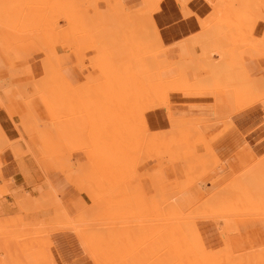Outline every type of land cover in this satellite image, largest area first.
Segmentation results:
<instances>
[{
    "label": "rangeland",
    "instance_id": "obj_1",
    "mask_svg": "<svg viewBox=\"0 0 264 264\" xmlns=\"http://www.w3.org/2000/svg\"><path fill=\"white\" fill-rule=\"evenodd\" d=\"M71 1L73 0H0V36L5 37L7 40H9L10 45H12L13 47L31 41L40 40L41 42L40 54H32V52H27L22 53V55H20V66L21 70H23L24 72L23 78H30L28 80V83L23 85L24 87H19L21 91L18 90V92L20 93H17L15 88H11V90L6 89L7 94H15L23 102H26L29 105L33 103L39 106L40 103H44L46 107L50 109L53 113V119L48 120L44 123L37 122L32 112H30L27 116L21 117L17 121H14V113L10 109V114L8 116L14 121L15 127L19 132V138L14 141H10L8 139V137L5 135L3 129L0 126V264H59L54 251V236L60 232L74 233L78 240H80L79 242H81V245L83 247V258L71 264H180L178 263L179 260L176 258L180 257L179 259H185L186 257L189 259L190 255H194L195 257L196 254H198L197 256L200 257L204 255V260L198 259L199 261H201L200 264H210L211 262H218L219 264V261L223 260V258H220L219 260V256H217L220 250L222 252L225 248L229 247V249L232 248L230 249L231 251L233 250V252L236 253L233 247H230V236L234 233L239 232L237 227V221L241 219L240 217H238L240 215H238V213H235L236 211H238L237 209H239V207L237 206L241 207V204L244 203H241V201H245L243 200V198H240L243 195L238 196L239 193H243L244 195H246L244 193L246 191L242 190L246 185L244 180L248 184V180L252 181V179H254H250V177L253 176L256 178L253 181L257 180L258 182L261 181L262 183H264V180L262 181L261 177L259 178L258 175L256 177L257 173L253 172L256 163H259V160H263V155L257 161H255L250 166V168L248 167L237 175H230V170L224 171L223 173L219 174L221 176V185H224V191L228 190V187L233 191L232 192L229 190L228 193H226L227 191H225L227 195L222 194L223 198L220 199L222 209L219 208L220 206L218 208L219 210L223 211V214L219 212L217 208V204L220 205L219 200H217L215 203L216 208H214L215 206H213L210 209L211 211L207 209L208 212L206 209H204L203 206L199 205L204 201L206 197L208 198V195L210 194V192H212L209 191L212 188L211 181L204 184L202 183L203 179L221 165V163H219L220 161L218 160V158L215 157L216 155L211 147V143L218 136V133H222L225 131L219 129L222 127L221 125L226 126L225 128L222 127L223 129H226L227 127L229 129V126L231 125V122H233V119L236 118V115L240 116L255 108H261L264 111V78L262 76L258 78H253L250 75L247 66L245 65L246 56L248 58V60L246 59L247 62L251 60L258 61L264 59V35L262 37H256L254 35L257 23L260 21L264 22V0H215V2L212 3V13L210 14V16H208L206 19L200 20L201 31L198 34L187 38L186 45L184 43L186 40L176 45V47L180 48V50L182 49L188 51V55L184 53L180 57V60L174 62L169 61L168 64H170V66L176 67L177 69V74L171 78H167L170 74L167 72V70H164L163 63L165 62V60H169L168 58H166V56L171 53V49L173 47H166L163 44L158 28L153 19L154 13L159 9V6L163 0H113L112 7L108 5L109 0H81L82 2L80 0H75L76 2L78 1V4H76L74 1L73 4L71 3ZM120 1H123V3H125L127 9L123 13L126 17L123 16L121 20L118 21L116 20V16L114 15V9L112 8L115 4L120 3ZM125 1L139 2L138 5L133 7L128 6ZM177 1L184 10L185 15L188 16L190 12L187 10V4L191 0ZM93 4L97 5L98 10L102 11L103 9H105L114 15V24L110 22L111 26H108L109 30L107 32L99 31L100 29H95L96 23L94 22V18L96 17V15L92 7ZM128 8H130V11H128ZM131 13L134 15V17H131L136 19L135 26L129 25L131 29L128 26L125 30L127 33H124L125 31L121 32V34H125H122L123 38L120 33H118V37L114 36V33H112V31H121L123 29V23L128 19V14ZM72 19L74 20L73 22ZM73 23H75V25L78 27H75ZM135 28L137 30H135ZM134 30L136 32H134ZM144 35H147L146 39ZM91 36H93L94 42L91 41ZM148 36L150 37L147 38ZM153 36H156V39H160V44L162 46L160 44L158 46L159 50L162 53L161 55H156V53L145 55V52L150 50L148 48L151 47L155 49L154 47H156L154 45L155 41H153ZM69 37L71 39H74L76 43L75 48L77 49L75 50L71 47L70 51L65 52H70L77 55L79 54L78 60L80 61V63L77 64V67L81 71H86L93 66L94 69L91 70L93 72H96L95 76L89 71L86 76L87 81L76 87L70 83L69 79L64 76V74H62L64 79L59 77V75H55L51 66L48 64H44L43 60V56L45 54H49V57H52L53 65L57 68L54 63V58L57 55V49L63 45L68 46L70 48V46L66 43L61 44V39H66ZM147 39H151V42H147ZM110 40H112V45H110L109 48L104 42L109 43ZM93 43L96 46H94ZM116 43L120 49L115 48ZM103 45L105 46L104 48L107 47L106 50L103 48ZM0 46L2 47V45ZM215 50H217V52H219L218 50H220L219 53L222 52V54L216 53ZM77 51H79V53ZM211 51L215 52L212 53ZM80 54H82V57H80ZM203 54L207 56L205 57ZM208 57H210L211 59ZM82 58L83 61L85 60L84 62L81 60ZM206 58H208V60ZM34 61L41 67L43 73L46 74L45 82L44 80L43 82H34L35 79L31 66ZM9 64L10 62L7 60L5 54L0 48V85L5 84L6 81H9L11 79L9 72V67L11 66V64ZM27 64L29 66L30 76L25 71ZM99 65L101 69L98 67ZM210 67H213L214 70L212 68V71L208 70V68L210 69ZM199 69H201V71ZM57 70L59 69L57 68ZM182 71L183 73H181ZM166 73L167 75H165ZM208 73L211 75V77ZM179 75H181L182 78L183 75L184 77L186 76L187 78H185L184 80H192V84L190 81V85L188 84L186 86L185 81L180 78L181 81H184L181 82L182 85L183 83L185 85L182 86L180 84L179 88L181 89V86L185 88L186 86V90H183L182 88V91L180 92L178 86L174 87L173 83L171 84L173 85L174 89L173 87H171L172 85L170 84V87L173 91L169 88L168 85L167 87L169 90H167L166 86H162V84L164 85L166 82L178 79L180 77ZM60 80L61 82H59ZM38 83L40 87H37L39 86ZM140 83H142V85H140ZM145 83H148L149 85L146 84L143 87ZM61 84H63L64 87H62L63 85ZM136 84L139 88H136L134 86ZM174 84L177 85L178 82H174ZM202 86H204V88H202ZM162 87H165L163 92ZM189 87L190 90L188 89ZM36 89H38V91ZM50 89L54 91L48 92V90ZM87 89L89 90L87 91ZM134 89L136 91H134ZM175 89L177 90L174 91ZM0 90L4 91L5 88L4 90L3 88H0ZM85 90L89 92L88 94L86 93L87 95H84V92H86ZM203 90L205 93L202 92V94L201 91ZM224 90L225 92L227 91L226 93H228V95H231L232 98V104L234 108L231 116H215L212 118H205L204 125H202L201 121L195 120L198 118H190L189 121V118H177L172 116V111L170 109L169 93L178 91V93H182L188 98L214 99L215 95L218 92H224ZM42 91L47 92V96L46 93ZM74 91L77 92L75 94L78 97L75 96ZM197 91L201 94H197ZM230 91H232L231 94ZM29 92L31 93L29 94ZM50 92L51 94L52 92H55V100L57 101H54L51 97L54 95L48 94ZM66 92L68 95L70 94L72 96V102L70 100L71 96L69 97L67 94H65ZM90 92L94 94V97L91 96ZM160 92L161 94L164 93V96L159 94ZM95 93L98 95H96ZM153 93L155 95H152L151 97L150 95ZM72 94H74V97ZM194 94H197V96ZM88 95L91 96L90 99ZM127 95L130 96L129 98H131V100L137 99L138 96H145V98H147H138V103L136 102V100L131 101L128 98V102H126ZM132 96L135 98H132ZM75 98V101L77 102L74 101ZM86 98L88 99L86 100ZM68 100L71 103H77L76 105L79 108V111L78 108L75 107L76 105L73 107L74 104L71 105ZM53 101L58 103H53ZM80 101H82L81 103L83 104H81ZM140 101L148 102H146V105H144L145 102L143 104L141 102L140 107H137ZM121 102H124V107H122L123 104ZM133 102L137 103L136 107L134 106L135 104ZM79 103L81 106H78ZM111 104L112 106L115 105L116 108L111 107ZM108 106L109 109L107 108ZM119 106H121L122 108H119ZM148 106L149 109L147 108ZM160 106H165L167 108L171 120V126L175 127V130H173V128L171 127L172 130L170 129V132H150L147 128L144 118L145 113L151 109ZM72 107L74 109H71ZM61 111L64 113H62ZM73 111L77 112L74 114ZM66 112L68 113L65 114ZM230 118L232 121H230ZM186 119H188L187 122ZM199 119L202 120V118ZM263 119L264 116L257 123V125L263 123ZM177 120L180 121L179 126L182 127L183 121L185 122L184 125L188 122L189 123L187 125H190L192 121V123L194 124H191L190 126L185 125L184 127L186 129L180 127V129H182L180 130L178 125H176V123L179 124ZM218 124L219 127H217L219 130L216 129V125ZM213 126L215 128H213ZM176 128H178V131H176ZM199 129L202 133L200 131L198 132ZM220 130H222V132H220ZM173 131H175V133ZM180 132H182L183 134ZM100 139H102L104 143L102 142V140L100 141ZM170 147L171 149H169ZM123 148H125V151L123 150ZM7 149L12 150L14 156H16L15 159L18 162L17 171L19 172V180H17L15 177L6 175L7 165L2 159V154ZM48 149L51 152H49ZM52 151L54 154H52ZM96 152L97 154H95ZM99 152L100 154H98ZM81 153L84 156L81 159H88L90 161H88L89 165H87V167L89 169L87 168V170L91 178L94 179V186H88L86 182H80V179L78 178L76 173L73 172L75 170L62 174L52 166L55 160H65L74 163L77 161L74 159L75 154ZM97 155L100 156L98 157ZM106 157H108L109 160L106 159ZM180 157L181 160L179 159ZM102 158L103 161H101ZM44 161L51 163V165L48 166L49 169L57 171L67 179H71L74 181L77 180L80 185L79 191L89 196L88 203L83 204L84 209L80 211V213L78 212V214L76 215H67L68 211H65V208L63 207L64 212H67L65 216H67L68 218L64 217L65 213L63 212L62 207L55 202V198L50 197V193H46V191L50 192L51 190L49 189V187H47L48 182L46 183V181L48 180V178H44L43 175L45 172V166L43 165ZM109 161L110 163H108ZM113 161L114 163H112ZM153 161L156 163L155 170L151 172L145 169V165ZM178 162L183 165L185 179L183 178V184H180L177 181V178L175 180H172L175 183H178L177 190L173 189L172 186H168L171 183L169 182L171 180L165 179L166 182L163 181L161 177V172L167 167L172 166ZM184 166H186V168ZM246 171L251 174H248ZM110 172H114L115 174ZM116 173H119L121 176L119 174L117 175ZM260 174L261 176L263 175L262 179H264V172ZM238 177L240 180L238 179ZM122 178L124 179L121 180ZM231 178H234L236 180L233 181L234 179L232 180ZM146 179L151 180L150 188H146L144 186L143 181ZM230 179L233 182H231ZM117 181H119V183ZM257 181L255 183L258 185ZM50 182L55 188L51 180ZM185 182L187 183V185ZM230 182L232 185L230 184ZM226 183H229L230 186ZM242 183L244 184V186ZM181 185H183L185 189L181 187ZM95 186H97L98 189ZM165 186L167 187L165 188ZM231 186L232 188H230ZM240 189L242 190V193ZM244 189H246V186ZM55 190L57 191L56 188ZM127 192H129V194ZM182 192L184 194L190 193V196L195 195L198 197L190 198L187 202V206H183L181 205V203H178V198L182 195ZM100 193L104 195L102 196L100 195ZM118 193H120L122 196ZM105 194L110 195H107V197ZM176 196L178 198H176ZM130 197H137V200L131 199ZM238 197L239 199H242L241 201L239 200L241 203L240 205L239 201L238 203L236 202L238 200ZM105 199H107L108 201ZM37 201L40 203H38ZM169 204L171 206H169ZM140 205L146 206V209H141L142 207ZM177 205L181 207H178ZM223 206L226 211H224ZM175 207H178L181 210L179 211V209L177 208V211H175ZM263 207L264 206L262 205V209H264ZM59 208L62 209V214L58 213L60 212V210L58 211ZM137 208L138 210L141 209V212H138ZM212 209H214V211H216L217 209L218 212H215V214ZM158 210H160V213ZM151 212H156V214H159V216H157L155 213L152 214ZM162 212L164 213V215ZM178 212H180L179 217L183 216V218L178 217ZM185 212L187 215L185 214ZM230 213L231 215H229ZM135 214L138 215L136 216ZM234 214L235 216L237 215L236 218L234 217ZM221 215H223L224 217ZM130 216H132L133 218H131ZM172 216L173 218H175L174 221L173 218H171ZM189 216L193 219L196 217L194 219L195 221ZM127 217L129 222H126ZM158 217L160 218V220ZM176 218L180 222L176 221ZM189 218L190 220H188ZM145 219L147 220L145 221ZM181 219L183 220L181 221ZM232 219H234V222L231 221ZM68 221H70L71 223ZM175 222H177V227H181L185 224L184 226H182V229L184 230L187 227V230L185 229L186 231H184L187 232L188 235H191L192 229L195 230L194 228H196L197 231H195L200 236L196 234L195 237L198 236L199 238L196 239L193 237V240H191L190 236V239L189 237L184 238V235L186 233L182 232V234V229L180 231V228L176 229V225L173 224ZM78 223L79 225H77ZM230 224L232 225L230 226ZM233 225L235 228L234 233L232 231L233 229L231 228L233 227ZM172 227H174L175 229ZM176 230L178 231V233H176ZM114 231L117 233H113ZM119 231L120 233H118ZM228 231H230V233ZM173 232L175 235L173 234ZM96 233H98L99 236H97L98 234ZM187 234L185 235L186 237L188 236ZM81 235L82 237L80 238L79 236ZM92 236L94 237L93 239L91 238ZM177 236H179L180 238H178ZM225 236L227 237L224 239ZM89 238L91 240H89ZM185 239H189V241L191 242L190 243L189 241H187L189 242L188 246L186 244V241V243H183ZM194 239L198 240L199 244L201 243L202 249L203 244L205 245L204 247L206 249H204L207 250L206 252L204 250H199L200 252H202V254L204 253L203 255H200V252L197 253L193 251L195 249H197L198 251L199 246L198 244L197 248H195L197 244H194V242H192H196V240ZM226 239H229V243H227ZM192 247H194V249H192ZM176 248H178V250H176ZM262 248H259L258 250L255 249L256 251L251 250L252 252L255 251L253 252L252 255L254 256L252 257H258L257 252H259V256L261 255L260 258L263 259L264 252H262ZM115 249L119 251H116ZM180 250L183 253H181ZM210 250L211 252H215V258L210 257ZM186 251L187 253L190 251L192 253L193 251L196 254H187ZM246 252L248 254L249 251H245L240 254V257H242L241 264L244 261V256L242 254ZM187 255L189 256L187 257ZM249 257H251V254L250 256L245 255V258L249 259ZM3 258L6 261L3 260ZM191 258L192 257H190V259ZM236 259L238 260V258ZM185 261L187 262V259H185ZM223 261L220 263H223ZM261 263L264 264L263 261H261Z\"/></svg>",
    "mask_w": 264,
    "mask_h": 264
},
{
    "label": "crops",
    "instance_id": "obj_2",
    "mask_svg": "<svg viewBox=\"0 0 264 264\" xmlns=\"http://www.w3.org/2000/svg\"><path fill=\"white\" fill-rule=\"evenodd\" d=\"M125 2L128 6L134 7L138 5L139 1ZM214 2L215 0H191L187 4V10L190 12V14L186 16L184 10L177 0L162 1L159 9L154 13L153 19L158 28L163 44L166 47H173L171 49V53L166 56V58L169 59L168 61L180 60V57L184 53L188 55V51L182 49L180 50V48H177L176 45L201 31L200 20L206 19L208 16H210L212 13V3ZM121 6L122 5L120 3H117V5L115 4L112 8L114 9V15L118 21L121 20V18L124 16L123 13L126 11V7L122 6V8ZM92 7L95 11L96 17L94 18V22L96 25L98 24L97 26H103L105 24L109 25L110 22L113 23V14L105 9L102 11L98 10L96 4H93ZM125 26H127L126 21L123 23V27ZM254 35L256 37H262L264 35V22L260 21L257 23ZM104 43L110 48V45H112V40H110L109 43ZM40 45V40L31 41L13 47V51L19 56L22 55V53L27 52H32V54H40ZM0 48L5 54L4 49L1 46ZM115 48L120 49L117 46V43ZM70 50L71 48L65 45L59 47L57 49V55L54 58V63L59 69L58 71L61 72V75L64 74V76L69 79L70 83L76 87L87 81L86 76L89 71L95 76L96 72L91 70L94 69L93 66L86 71H81L77 67V64L80 63L78 60L79 54L77 55L74 53L65 52ZM161 54V52H156V55ZM5 57L7 58L6 54ZM246 59L248 60L247 56L245 57V65L247 66L250 75L253 78H258L260 76L264 78V59L258 61L251 60L248 62ZM168 61L165 60L163 66L168 64ZM26 66L27 67L25 71L29 73L28 64ZM31 66L33 72L37 76L42 74L41 67L36 64L35 61ZM167 66L165 70H167V72L170 74L167 78L175 76L177 74L176 67L170 65ZM9 70L11 79L6 81L5 84L0 85L2 86L0 87L1 89L3 88L4 90L5 88V90L0 93V126L8 139L10 141H14L19 138V132L15 127L14 121H17L19 118L25 117L30 112H32L37 122L44 123L53 119V113L46 107L44 103H40L39 108V106L33 103L29 105L26 102H23L17 95L13 93L8 95L6 89L11 90V88H19L20 86L27 84L28 80L30 79L23 78L24 72L21 70L20 65H11ZM165 75H167V73ZM30 93L31 92H29V94ZM169 100L172 116L177 118H212L215 116H231L233 113L232 98L230 95L222 91L218 92L214 99L188 98L182 93L172 92L169 95ZM10 109L14 113V121L8 116L10 114ZM263 116V109H252L245 114L234 118L229 129L222 133H218V136L211 143V147L221 165L212 173L207 175L203 179L202 183L206 184L212 181V178L214 180L220 173H223L227 170H230L231 174L237 175L250 167L255 161L264 155V123L257 125ZM144 118L146 126L150 132H164L171 129L169 113L165 106L156 107L147 111L144 115ZM83 157L84 156L82 153L75 154L74 159L78 160ZM2 159L7 165L6 175L15 177L17 180H19V172L17 171L18 162L16 161L12 150L7 149L2 154ZM43 165L45 166V172L43 174L44 178H48L52 181L55 188L59 192L63 206L68 211V213L70 215H76L78 212L82 211L84 209L83 204L88 203L89 196L79 191V182L77 180L74 181L67 179L62 175L64 173L60 174L57 171L49 169L48 166L51 165L50 162L44 161ZM155 165L156 163L154 161L150 162L145 165V169L152 172L155 170ZM73 172L76 173L80 179V182H84L77 171ZM161 177L164 182H166L165 179L171 180L169 181L171 183L168 186H172L173 189L178 190L177 183L172 180H175L176 178H184L183 165L178 162L167 167L166 169L162 170ZM143 182L146 188H150V180L146 179ZM88 186L92 185L88 184ZM166 187L167 186H165V188ZM189 194L190 193H185L179 196L178 203H181L183 206H187V202L190 198L198 197L195 195L190 196ZM237 227L239 232L230 236V244L236 253L264 247V218L241 219L237 221ZM54 243L55 256L59 264H71L82 259L84 256L83 247L76 235L72 232H60L56 234L54 236Z\"/></svg>",
    "mask_w": 264,
    "mask_h": 264
},
{
    "label": "bare ground",
    "instance_id": "obj_3",
    "mask_svg": "<svg viewBox=\"0 0 264 264\" xmlns=\"http://www.w3.org/2000/svg\"><path fill=\"white\" fill-rule=\"evenodd\" d=\"M73 1H74L76 4H78V1H77V2H76L75 0H73ZM73 1H71V3L74 4ZM80 1H81V0H80ZM82 1H83V0H82ZM82 1H81V2H82ZM112 1H113V0H109V1H108V2H109L108 5H110V7H112V4H113ZM114 1H116V0H114ZM117 2H119V1H117ZM120 4H121L123 7H127V6L125 5V3H123V1H120ZM116 5H117V4H116ZM124 5H125V6H124ZM122 6H121V7H122ZM123 7H122V8H123ZM126 9H127V8H126ZM126 9H125V10H126ZM121 10H122V9H121ZM128 11H130L129 8H128ZM128 13H129V12H128ZM125 14H126V13H125ZM131 14H132V13H131ZM131 14H128L129 16H128V19L126 20L127 26L123 27V29H122L121 31H119V32H116V31L113 32V31H112V33H114V36L118 37V36H117L118 33L121 34V32H124V31L126 30V28H127L129 25H132V26L134 25V26H135V21H136V19H135V18H132V17H134V15H133V14L131 15ZM131 16H132V17H131ZM124 17H126V16H124ZM132 19H133V21H132ZM73 21H74V20L72 19V22H73ZM137 22H138V21H137ZM73 24L75 25V23H73ZM93 25H94V24H93ZM97 25H98V24H97ZM97 25H95V29H97V30L100 29V30H103V31H105V32H107V31L109 30V29H108V26H111L110 24H109V25H104V26H97ZM138 25H140V24H138ZM138 25H137V26H138ZM75 27H78V26L75 25ZM202 27H203V26H202ZM206 27H207V24H206ZM206 27H205V28H206ZM111 28H112V27H111ZM129 28H130V26H129ZM137 28H138V27H137ZM139 28H140V27H139ZM130 29H131V28H130ZM112 30H113V29H112ZM135 30H137V29L135 28ZM135 30H134V32H136ZM128 31H129V30H128ZM138 31H139V30H138ZM124 33H127V32L125 31ZM124 33H122V34H124ZM122 34H121V36H122ZM124 35H125V34H124ZM126 35H127V34H126ZM131 35H133V34H131ZM134 35H135V34H134ZM147 35H148V34H147ZM147 35H146V36H147ZM135 36H136V35H135ZM144 36H145V35H144ZM144 36H143V37H144ZM146 36H145V39H146ZM119 37H120V36H119ZM130 37H131V36H130ZM143 37H142V38H143ZM149 37H150V36H148L147 38H149ZM122 38H123V36H122ZM127 39H130V38H127ZM153 39H154L153 41H155V44H154V45H155L156 47H154L155 49H153V48H151V47L149 46L150 48H148V49H150V50L147 51V52H145V55H147V54H151V53H156V52H161V51L159 50V46H158V45L160 44V39H156V36H155V37L153 36ZM91 41L94 42L92 36H91ZM121 41H122V40H121ZM145 41H146V40H145ZM148 41L151 42V39H150V40L147 39V42H148ZM186 42H187V40L184 42L185 45L187 44ZM63 43L68 44V45L70 46V48L72 47V48H74L75 50L77 49V48H75V46H76L75 44H76V43H75L74 39H71L70 37H69V38H66V39H61V44H63ZM244 43H245V42H244ZM247 43H248V41H247ZM247 43H246V44H247ZM246 44H244V45H246ZM0 45H2V47L4 48V52H5V54L7 55V58H8V60H9L10 64H11V65H14V66L20 65V56L17 55L16 53H14V51H13V46L10 45L9 40H7L5 37L0 36ZM93 45L96 46L94 43H93ZM151 45H152V44H151ZM160 45H161V44H160ZM242 45H243V42H242ZM73 46H74V47H73ZM147 46H148V45H147ZM152 46H153V45H152ZM161 46H162V45H161ZM169 46H170V45H169ZM214 46H215V45H214ZM104 47H105V46L103 45V48H104ZM212 47H213V46H212ZM230 47H231V46H230ZM106 48H107V47H106ZM106 48H104V49L106 50ZM160 48H162V47H160ZM164 48H165V47H164ZM171 48H172V47H171ZM219 48H220V47H219ZM146 49H147V48H146ZM220 49H221V48H220ZM108 50H109V49H108ZM165 50H166V49H165ZM195 50H196V49H195ZM227 50H228V49H227ZM109 51H110V50H109ZM215 51H216V53H219V52H220V50H218L219 52H217V50H215ZM215 51H214V52H215ZM222 51H223V50H222ZM224 51H225V50H224ZM75 52H76V51H75ZM77 52L79 53V51H77ZM167 52H168V51H167ZM198 52H199V51H198ZM198 52H197V53H198ZM211 52H212V51H211ZM214 52H212V53H214ZM228 52H230V51H228ZM231 52H232V50H231ZM169 54H170V53H169ZM207 54H208V53H207ZM219 54H222V52L219 53ZM231 54H232V53H231ZM81 55H82V54H80V57H82ZM196 55H197V54H196ZM203 55H204V54H203ZM211 55H212V54H211ZM224 55H225V54H224ZM204 56H205V55H204ZM206 56H207V55H206ZM206 56H205V57H206ZM208 56H209V55H208ZM108 57H109V56H108ZM192 57H193V56H192ZM196 57H197V56H196ZM118 58H119V57H118ZM118 58H117V59H118ZM197 58H198V57H197ZM199 58H200V57H199ZM201 58H202V57H201ZM208 58H210V57H208ZM208 58H206V59L208 60ZM84 59H85V58H84ZM122 59H123V58H122ZM210 59H211V58H210ZM210 59H209V60H210ZM43 60H44V64H48V65L51 66V68H52L53 72L55 73V75H59V77H61L62 79H64V78L62 77L61 73L58 72L57 68L53 65V63H52V57H51V56L49 57V54H45V55L43 56ZM81 60L83 61V58H82ZM84 61H85V60H84ZM84 61H83V62H84ZM167 61H168V60H167ZM177 61H178V60H177ZM83 62H82V63H83ZM173 62H174V61H173ZM184 62H185V61H184ZM208 62H209V61H208ZM18 63H19V64H18ZM168 63H169V61H168ZM171 63H172V62H171ZM185 63H186V62H185ZM174 64H175V63H174ZM82 65H83V64H82ZM167 65H170V64H166V65H164V66H163V67H164V70H165V68H166ZM171 65H172V64H171ZM207 65H208V64H207ZM209 65H210V63H209ZM83 66H84V65H83ZM177 66H178V65H177ZM98 67L100 68V65H99ZM167 67H168V66H167ZM198 67H199V66H198ZM178 68H179V67H178ZM205 68H206V67H205ZM211 68L214 70L213 67H210V69L208 68V70H211V71H212ZM100 69H101V68H100ZM179 69H180V68H179ZM199 70L201 71V69H199ZM204 70H205V69H204ZM107 71H108V70H107ZM205 71H206V70H205ZM211 71H210V72H211ZM213 72H214V71H213ZM213 72H212V73H213ZM215 72H216V71H215ZM181 73H183V71H182ZM204 73H205V72H204ZM26 74H27V73H26ZM28 74H29V73H28ZM33 74H34V79H35L34 82H36V81H37V82H38V81H40V82L42 81V82H43V80H44V82H45V76H46V74L43 73V71H42V74H41L40 76H37L34 72H33ZM108 74H109V73H108ZM110 74H111V73H110ZM208 74H209V73H208ZM181 75H182V74H181ZM181 75H179V76H180L179 78L177 77L178 79L171 80V81L167 80V81H169V82H166L164 85L162 84V86H166L167 90H169L168 87H167V85L169 86V88H170L171 90H172L171 87H173V85H174V87H177V86H178V89H179L180 92L182 91V90H181L182 88H183V90H184V89L186 90V88H187L186 86H187L188 84L190 85V81H191V84H192V80H184V79L187 78V77H186V76L184 77V75H185V74H184V75H183V78H182ZM187 75H188V74H187ZM209 75H210V74H209ZM221 75H222V74H221ZM219 76H220V74H219ZM210 77H211V75H210ZM61 78H60V79H61ZM180 78L183 79V80L185 81V84H186L185 88L182 87V86L185 85V84L183 83V85H182L181 82H182L183 80L181 81ZM57 79H58V78H57ZM62 79H61V80H62ZM179 79H180V80H179ZM188 79H190V78H188ZM197 79H198V78H197ZM46 80H47V79H46ZM61 80H60L59 82H61ZM178 80H179L180 82H179ZM142 81H143V80H142ZM154 81H155V80H154ZM184 81H183V82H184ZM188 81H189V83H188ZM174 82H175V83L178 82V84L176 85V84H174ZM186 82H187V83H186ZM193 82H194V81H193ZM217 82H218V81H217ZM102 83H103V82H102ZM143 83H144V82H143ZM162 83H163V82H162ZM171 83H173V85H172ZM234 83H235V82H234ZM238 83H239V82H238ZM36 84H37V83H36ZM146 84H148V83H145V84L143 85V87H144ZM170 84L172 85L171 87H170ZM180 84L182 85V86H181V89L179 88ZM236 84H237V83H236ZM236 84H234V85H236ZM38 85H39V83H38ZM61 85H63V84H61ZM138 85H139V83H138ZM140 85H142V83H140ZM148 85H149V84H148ZM199 85H200V84H199ZM199 85H198V86H199ZM203 85H204V84H203ZM46 86H47V84H46ZM98 86H99V85H98ZM134 86H135L136 88L138 87L137 84L134 85ZM150 86H151V85H150ZM194 86H195V85H194ZM204 86H205V85H204ZM204 86H202V88H204ZM15 87H16V86H15ZM22 87H24V86H22ZM25 87H26V86H25ZM34 87H35V86H34ZM37 87H40V85L37 86ZM62 87H64V85H63ZM109 87H110V86H109ZM174 87H173V89H174ZM192 87H193V85H192ZM205 87H206V86H205ZM231 87H233V86H231ZM27 88H28V87H27ZM35 88H36V87H35ZM43 88H44V85H43ZM45 88H46V87H45ZM78 88H79V87H78ZM95 88H97V87H95ZM112 88H113V87H112ZM112 88H111V89H112ZM126 88H127V87H126ZM132 88H133V86H132ZM136 88H135V89H136ZM138 88H139V87H138ZM162 88H163V87H162ZM162 88H160V89H162ZM164 88H165V87H164ZM164 88H163L162 92L164 91ZM200 88H201V86H200ZM206 88H207V87H206ZM225 88H226V87H225ZM229 88H230V87H229ZM237 88H238V87H237ZM252 88H253V87H252ZM17 89H18L19 91H21V89L17 87V88H16V91H17V92H18ZM41 89H42V88H41ZM46 89H47V88H46ZM48 89H49V88H48ZM64 89H65V88H64ZM121 89H122V88H121ZM135 89H134V91L137 90V89H136V90H135ZM188 89L190 90V87H189ZM232 89H234V88H232ZM25 90H26V89H25ZM36 90L38 91V89H36ZM88 90H89V89H87V91H88ZM93 90H94V89H93ZM115 90H116V89H115ZM138 90H139V89H138ZM140 90H141V89H140ZM176 90H177V89H175L174 91H176ZM189 90H187V91H189ZM194 90H195V89H194ZM197 90H198V89H197ZM225 90H226V89H225ZM225 90H224V92H225ZM228 90H230V89H228ZM235 90H238V89H235ZM239 90H240V89H239ZM251 90H252V89H251ZM0 91H1V90H0ZM39 91H40V89H39ZM46 91H47V90H46ZM49 91H54V90H51V89H50V90H48V92H49ZM69 91H70V90H69ZM69 91H68V92H69ZM85 91H86V90H85ZM87 91L84 92V95H87V94L89 93V92H87ZM131 91H132V90H131ZM172 91H173V90H172ZM172 91H171V92H172ZM192 91H193V90H192ZM195 91H196V90H195ZM195 91H194V93H195ZM198 91H199V90H198ZM198 91H197V92H198ZM252 91H253V90H252ZM1 92H3V91H1ZM1 92H0V93H1ZM42 92H45V91H42ZM70 92H71V91H70ZM70 92H69V93H70ZM146 92H148V91H146ZM146 92H145V93H146ZM166 92H167V91H166ZM177 92H178V91H177ZM202 92H204V90L201 91V93H202ZM226 92H227V91H226ZM226 92H225V93H226ZM231 92H232V91H230V94H231ZM18 93H20V92H18ZM21 93H22V92H21ZM45 93H46V96H47V92H45ZM54 93H55V92H54ZM54 93L52 92V94H51V92H50V93H48V94H50V95H54V96H51V97L53 98L54 101H57V100H55V99H56V98H55L56 95H55ZM72 93H73V92H72ZM75 93H77V92L74 91V94H75ZM86 93H87V94H86ZM149 93H150V92H149ZM156 93H158V92H156ZM199 93H200V92H198L197 94H199ZM201 93H200V94H201ZM204 93H205V92H204ZM242 93H243V92H242ZM65 94H67V92H66ZM70 94H71V93H70ZM70 94H69V95L67 94V95L70 97V96H71ZM74 94H72L73 97H74ZM90 94H91V96L94 95V94H92L91 92H90ZM95 94H96V93H95ZM115 94H116V93H115ZM159 94H161V92H160ZM163 94H164V93H163ZM163 94H161V95H163ZM165 94H168V93H165ZM169 94H170V93H169ZM191 94H193V93H191ZM197 94H194V95L197 96ZM202 94H203V93H202ZM227 94H228V93H227ZM1 95H2V94H1ZM33 95H34V94H33ZM96 95H98V94H96ZM149 95H150V94H149ZM152 95H155V94L153 93V94H151L150 96L152 97ZM243 95H244V94H243ZM68 96H67V97H68ZM75 96L78 97L76 94H75ZM79 96H80V95H79ZM88 96H89V99H90L91 96H90V95H88ZM88 96H85V97H88ZM150 96H149V97H150ZM163 96H164V95H163ZM167 96H168V95H167ZM230 96H231V95H230ZM234 96H235V95H234ZM48 97H50V96H48ZM83 97H84V96H83ZM93 97H94V96H93ZM129 97H130V96L127 95V99H126L127 101H126V102H128V98H129ZM151 97H150V98H151ZM193 97H194V96H193ZM240 97H241V96H240ZM4 98H5V97H4ZM23 98H24V97H23ZM132 98H135V97L132 96ZM138 98H139V99H141V98L143 99V98H145V96H138L137 99H138ZM146 98H147V97H146ZM146 98H145V99H146ZM238 98H239V97H238ZM87 99H88V98H86V100H87ZM97 99H99V98H97ZM129 99L131 100V98H129ZM137 99H132L131 101H133V100L135 101V100H136V102H137ZM155 99H156V98H155ZM160 99H161V98H160ZM70 100H71V102H72V100H73V99H72V96L70 97ZM75 100H76V98L74 99V101H75ZM78 100H79V98H78ZM102 100H103V99H102ZM117 100H120V99H117ZM130 100H129V101H130ZM147 100H148V99H147ZM153 100H154V99H153ZM167 100H168V99H167ZM167 100H166V101H167ZM54 101H53V103H56V104L58 103V102H54ZM68 101H69V100H68ZM124 101H125V100H124ZM150 101H151V100H150ZM71 102L69 101V103H71ZM75 102H77V101H75ZM81 102H82V101H80V103H81ZM141 102H142V104H143L145 101H144V102H143V101H140L139 104H138L139 106L137 105V107H140ZM146 102H148V101H146ZM146 102L144 103V105H146ZM69 103H68V104H69ZM80 103L78 104V106L80 105ZM98 103H99V102H98ZM121 103L123 104L124 102H121ZM133 103L135 104L134 106L136 107V104H137L138 102H137V103L133 102ZM151 103H152V102H151ZM163 103H164V102H163ZM232 103H233V102H232ZM56 104H55V105H56ZM73 104H74V102L71 103V105H73ZM76 104H77V103H75V104L73 105V107H74ZM81 104H83V103H81ZM116 104H117V103H116ZM119 104H120V103H119ZM131 104H132V103H131ZM53 105H54V104H53ZM58 105H59V104H58ZM69 105H70V104H69ZM101 105H102V104H101ZM117 105H118V104H117ZM80 106H81V105H80ZM128 106H129V104H128ZM128 106H125V107H128ZM155 106H156V105H155ZM73 107H72L71 109H74ZM75 107H77V105H76ZM101 107H102V106H101ZM103 107H104V106H103ZM111 107H115V105L112 106V104H111ZM120 107H121V106H119V108H120ZM122 107H124V104H123ZM122 107H121V108H122ZM152 107H153V106H152ZM54 108H55V107H54ZM77 108H78V107H77ZM107 108L109 109V106H108ZM115 108H116V107H115ZM147 108L149 109V106H148ZM233 108H234V107H233ZM55 109H56V108H55ZM71 109H70V110H71ZM75 109H76V108H75ZM112 109H113V108H112ZM141 109H142V108H141ZM150 109H151V108H150ZM70 110H69V111H70ZM71 111H72V110H71ZM78 111H79V108H78ZM132 111H133V110H132ZM135 111H136V110H135ZM135 111H134V112H135ZM146 111H147V110H146ZM61 112H62V111H61ZM61 112H60V113H61ZM73 112H74V114H75L77 111H76V112L73 111ZM62 113H64V112H62ZM67 113H68V112H66L65 114H67ZM116 113H117V112H116ZM70 114H72V113H70ZM70 114H69V115H70ZM131 115H132V114H131ZM237 116H238V115H236V117H237ZM134 117H136V116H134ZM234 117H235V116H234ZM129 118H130V117H129ZM132 119H133V118H132ZM222 119H223V118H222ZM232 119H233V118H232ZM29 120H30V119H29ZM142 120H143V119H142ZM142 120H141V121H142ZM182 120H185V119H182ZM191 120H193V119H191ZM195 120H199V121H201V122H202V125H204V120H205V118H202L203 121L200 120L199 118H198V119H195ZM218 120H219V119H218ZM233 120H234V119H233ZM170 121H171V120H170ZM177 121H178V123L180 122L179 120H177ZM187 121H188V119H186V122H187ZM189 121H190V118H189ZM224 121H225V120H224ZM226 121H227V120H226ZM230 121H232L231 118H230ZM230 121H229V122H230ZM32 122H33V121H32ZM192 122H193V121H192ZM192 122L190 123V125H191V124H192V125L194 124V123H192ZM195 122H197V121H195ZM262 122L264 123V119H263ZM174 123H175V121H174ZM184 123H185V122L183 121V127H182V126H179L180 123H179V124L176 123V125H178L179 129H180V127H182L183 129H186L184 126L187 125L189 122L186 123L185 125H184ZM207 123H209V122H207ZM260 123H261V122H260ZM181 124H182V122H181ZM195 124H196V123H195ZM214 124H215V122H214ZM223 124H225V123H223ZM231 124H232V122H231ZM261 124H262V123H261ZM176 125H174V126H176ZM190 125H187V126H190ZM199 125H200V124H199ZM206 125H207V124H206ZM209 125H210V124H209ZM102 126H103V124H102ZM214 126H215V125H214ZM214 126H213V128H215ZM217 126L219 127V124L216 125V127H217ZM221 126L224 127V128L226 127L225 125H224V126L221 125ZM171 127H172V126H171ZM193 127H194V126H193ZM218 127H217L216 129H218ZM222 127L219 128V129H222V130H225V131H226V129H228V127H227L226 129H223ZM229 127H230V126H229ZM172 128H173V130H175V127H172ZM189 128H190V127H189ZM199 128H200V127H199ZM201 128H202V127H201ZM204 128H205V127H204ZM207 128H208V127H207ZM213 128H212V129H213ZM38 129H39V128H38ZM177 129H178V128H176V131H178ZM193 129H194V128H193ZM195 129H197V128H195ZM219 129H218V130H219ZM39 130H40V129H39ZM41 130H42V129H41ZM136 130H137V129H136ZM141 130H142V129H141ZM171 130H172V129H171ZM180 130H182V129H180ZM222 130H220V132H222ZM189 131H190V130H189ZM199 131H200V129L198 130V132H199ZM216 131H217V130H216ZM167 132H170V130L167 131ZM167 132H166V133H167ZM173 132L175 133V131H173ZM200 132H201V131H200ZM207 132H208V130H207ZM55 133H56V132H55ZM174 133H173V134H174ZM180 133H182V132H180ZM201 133H202V132H201ZM151 134H152V133H151ZM173 134H172V135H173ZM182 134H183V133H182ZM194 134H195V133H194ZM196 134H197V133H196ZM54 135H55V134H54ZM165 135H167V134H165ZM165 135H164V136H165ZM170 135H171V134H170ZM47 136H48V135H47ZM50 136H51V135H50ZM50 136H49V137H50ZM58 136H59V135H58ZM168 136H169V135H168ZM173 136H174V135H173ZM177 136H178V135H177ZM33 137H34V136H33ZM39 137H40V135H39ZM56 137H57V136H56ZM59 137H60V136H59ZM145 137H146V136H145ZM166 137H167V136H166ZM43 138H44V137H43ZM187 138H188V137H187ZM48 139H49V138H48ZM98 139H99V138H98ZM102 139H103V138H102ZM102 139H100V141H101ZM45 140H46V139H45ZM138 140H139V139H138ZM166 140H167V139H166ZM189 140H190V139H189ZM263 140H264V138H263ZM49 141H50V140H49ZM51 141H52V140H51ZM94 141H95V139H94ZM114 141H115V140H114ZM102 142H103V140H102ZM45 143H47V142H45ZM103 143H104V142H103ZM163 143H164V142H163ZM175 143H176V142H175ZM201 143H202V142H201ZM115 144H116V143H115ZM100 146H101V145H100ZM109 146H112V145H109ZM137 146H138V145H137ZM157 146H158V145H157ZM101 147H102V146H101ZM117 147H118V146H117ZM185 147H186V146H185ZM105 148H106V147H105ZM110 148H111V147H110ZM110 148H109V149H110ZM112 148H113V147H112ZM131 148H132V147H131ZM135 148H136V147H135ZM51 149H52V148H51ZM96 149H97V148H96ZM98 149H99V148H98ZM109 149H108V150H109ZM124 149H125V148H123V150H124ZM169 149H171V147H170ZM48 150H49V149H48ZM100 150H101V149H100ZM128 150H129V149H128ZM102 151H103V150H102ZM124 151H125V150H124ZM140 151H141V150H140ZM204 151H205V149H204ZM209 151H210V150H209ZM49 152H51V151L49 150ZM49 152H48V153H49ZM213 152H214V151H213ZM93 153H94V152H93ZM93 153H92V154H93ZM101 153H102V152H101ZM129 153H131V152H129ZM52 154H54L53 151H52ZM95 154H97V152H96ZM98 154H100V152H99ZM212 154H213V153H212ZM104 155H105V154H104ZM108 155H109V154H108ZM117 155H118V154H117ZM131 155H132V154H131ZM143 155H144V154H143ZM93 156H94V155H93ZM95 156H96V155H95ZM97 156H98V155H97ZM99 156H100V155H99ZM99 156H98V157H99ZM14 157L16 158V156H14ZM101 157H102V155H101ZM181 157H182V156H181ZM181 157L179 158L180 160H181ZM215 157H216V156H215ZM96 158H97V157H96ZM124 158H125V157H124ZM129 158H130V157H129ZM129 158H128V160H129ZM131 158H132V157H131ZM175 158H176V157H175ZM210 158H211V157H210ZM89 159H90V158H89ZM91 159H92V158H91ZM106 159H108V157H106ZM118 159H119V158H118ZM262 159H263V160H259V163H256V166L254 167L255 169H254L253 172H256V173H257V174H256V177H257V175H258V177H259V178L261 177V180L263 181V180H264V179H262V176H263V175L261 176V174H260V173L264 172V158H262ZM96 160H97V159H96ZM108 160H109V159H108ZM110 160H111V159H110ZM119 160H120V159H119ZM126 160H127V158H126ZM160 160H161V159H160ZM172 160H173V158H172ZM88 161H89L88 159H81V158L78 159V160H77L76 162H74V163H72V162H68V161H65V160H60V161H59V160H55V161H54V164H53L52 166H53L57 171H59L60 173H67V172H70V171L75 170V171H77V172L79 173V175L82 177V179H83L84 182H86V183H88V184H92V186H94V184H93V180H94V179L91 178V176H90V174H89V172H88V170H87V168H88L87 165H89V162H90V161H89V162H88ZM101 161H103V158H102ZM111 161H112V160H111ZM115 161H116V160H115ZM162 161H163V160H162ZM260 161H261V162H260ZM97 162H98V161H97ZM127 162H128V161H127ZM170 162H171V159H170ZM172 162H173V161H172ZM176 162H177V160H176ZM218 162H219V161H218ZM105 163H106V161H105ZM108 163H110V161H109ZM112 163H114V161H113ZM219 163H220V162H219ZM115 164H117V163H115ZM217 164H218V163H217ZM96 165H97V163H96ZM130 165H131V164H130ZM206 165H207V164H206ZM254 165H255V164H254ZM100 166H101V165H100ZM103 166H104V165H103ZM103 166H102V167H103ZM111 166H112V164H111ZM118 166H120V165H118ZM118 166H117V167H118ZM121 166H122V165H121ZM124 166H125V165H124ZM136 166H137V165H136ZM214 166H215V165H214ZM106 167H108V166H106ZM158 167H159V166H158ZM184 167L186 168V166H184ZM98 168H99V167H98ZM109 168H110V167H109ZM119 168H121V167H119ZM163 168H164V167H163ZM194 168H196V167H194ZM249 168H250V167H249ZM88 169H89V168H88ZM187 169H188V168H187ZM191 169H192V167H191ZM206 169H207V168H206ZM110 170H112V169H110ZM120 170H121V169H120ZM113 171H114V170H113ZM117 171H119V170H117ZM189 171H192V170H189ZM195 171H196V170H195ZM247 171H248V170H247ZM247 171H246V172H247ZM251 171H252V170H251ZM122 172H124V171H122ZM222 172H223V171H222ZM253 172H252V173H253ZM110 173L115 174L114 172H110ZM142 173H143V172H142ZM195 173H196V172H195ZM247 173H248V174H251V173H249V172H247ZM116 174H117V173H116ZM118 174H119V173H118ZM118 174H117V175H118ZM220 174H221V173H220ZM224 174H225V173H224ZM242 174H243V173H242ZM253 174H254V173H253ZM119 175H120V174H119ZM187 175H188V174H187ZM222 175H223V174H222ZM230 175H231V173H230ZM245 175H246V174H245ZM259 175H260V176H259ZM105 176H106V175H105ZM120 176H121V175H120ZM185 176H186V175H185ZM228 176H229V175H228ZM249 176H250V175H249ZM111 177H112V176H111ZM239 177H240V175H239ZM239 177H238V179H239ZM241 177H243V176H241ZM105 178H106V177H105ZM222 178H224V177H222ZM225 178H226V176H225ZM236 178H237V177H236ZM252 178H254V179H252ZM123 179H124V178H122L121 180H123ZM184 179H185V178H184ZM231 179L233 180L234 178H231ZM231 179H230V180H231ZM243 179H244V178H243ZM243 179H242V180H243ZM250 179H252V181H249V180H248V184H247V182L244 180V182H245V184H246V185H245V186H246V189H244L245 186H244V184L242 183L243 186H244V188H243L242 190H245V191H246V192L243 191L246 195H244V194L242 193V190H241V189H240V190H241V193H242V194H240V193L238 192V193H239L238 196L243 195L244 197L241 196L240 198H243V200H245V201H241L242 199H239V197H238V200L236 201L237 203H238L239 200L241 201V203L244 202V203L241 204L240 201H239V205L241 204V207H240V206H237V207H239V209H237L238 211H236V213H235V214L238 213V215H240V216H238V217H240V219L248 218V217H264V209H262V205L264 206V183H262L261 181H260V182H261V183H260V182H258V181L256 180L257 183H258V185H257V184L255 183L256 181H253V180L256 179L255 177L252 176V177H250ZM257 179H258V178H257ZM110 180H111V179H110ZM225 180H226V179H225ZM230 180H229V181H230ZM232 180H231V182L235 181L236 179H234L233 181H232ZM239 180H240V179H239ZM246 180H247V179H246ZM45 181H46V180H45ZM114 181H115V180H114ZM150 181H151V180H150ZM155 181H156V180H155ZM177 181H178L180 184H183V182H184L183 179H180V178H177ZM182 181H183V182H182ZM187 181H188V180H187ZM47 182H48V185H49V186L47 185V187H49V189H50L51 191H50V192L46 191V193H50V195H51L50 197L56 199L55 202L58 203V204L62 207L63 212H64V208H63L64 206H63V202L61 201V197H60L59 192L55 190V188L52 186V184H51V182H50L49 179L46 181V183H47ZM110 182H111V181H110ZM117 182L119 183V181H117ZM181 182H182V183H181ZM223 182H224V181H223ZM225 182H226V181H225ZM231 182H230V184H231ZM249 182H250V184H249ZM251 182H252V183L254 182L255 184L253 183V184H254V185H253ZM263 182H264V181H263ZM46 183H45V184H46ZM96 183H97V182H96ZM118 183H117V184H118ZM185 183H186V182H185ZM185 183H184V184H185ZM198 183H199V182H198ZM234 183H235V182H234ZM234 183H233V185H234ZM239 183H240V182H239ZM97 184H98V183H97ZM177 184H178V183H177ZM212 184H214V185H212ZM226 184L228 185L229 183H226ZM230 184H229V186H230ZM237 184H238V182H237ZM118 185H119V184H118ZM121 185H122V184H121ZM186 185H187V183H186ZM188 185H189V184H188ZM222 185H223V184H222ZM222 185H221V176H220V175H219L218 178L216 177V179H214V181H213V178H212V181H211V187H212V188L209 190V191H212V192H210V194L208 195V198L206 197L202 203L199 202V203H200L199 205L203 206L204 209H206V210H207V209L210 210L213 206H215L214 208H216L215 203H216L217 200L220 201V199L223 198V195H222V194H226V193H228L229 190L232 191L231 189H229L228 186H226V187H228V190H225V191H227V192L225 193V191H224V189H223V188H224V185H223V186H222ZM231 185H232V184H231ZM97 186H98V185H97ZM97 186H95V187L97 188ZM236 186H237V185H236ZM251 186H252V187H251ZM253 186H255V187H253ZM181 187L184 188L183 185H181ZM226 187H225V188H226ZM233 187H234V186H233ZM240 187H241V186H240ZM111 188H112V187H111ZM117 188H119V187H117ZM120 188H121V187H120ZM230 188H232V186H231ZM241 188H242V187H241ZM97 189H98V188H97ZM100 189H102V188H100ZM100 189H99V190H100ZM121 189H122V188H121ZM136 189H137V188H136ZM181 189H182V188H181ZM184 189H185V188H184ZM222 189H223L224 192L222 191ZM226 189H227V188H226ZM112 190H113V189H112ZM238 190H239V188H238ZM254 190H256V191H254ZM101 191H103V190H101ZM101 191H100V192H101ZM121 191H122V190H121ZM221 191H222L223 193H222ZM118 192H119V191H118ZM232 192H233V191H232ZM236 192H237V191H236ZM236 192H234V193H236ZM14 193H15V192H14ZM125 193H126V192H125ZM127 193L129 194V192H127ZM230 193H231V192H230ZM253 193H254V194H253ZM118 194L121 195L120 193H118ZM118 194H117V195H118ZM156 194H157V193H156ZM159 194H160V192H159ZM182 194H184V193L182 192ZM47 195H49V194H47ZM100 195H102V194L100 193ZM103 195H104V194H103ZM103 195H102V196H103ZM105 195L107 196V195H110V194H105ZM126 195H127V194H126ZM226 195H227V194H226ZM233 195H234V194H233ZM106 196H105V197H106ZM121 196H122V195H121ZM128 196H129V195H128ZM130 196H132V195H130ZM135 196H136V195H135ZM177 196H178V195H177ZM177 196H176V198H178ZM107 197H108V196H107ZM109 197H110V196H109ZM156 197H157V195H156ZM158 197H159V196H158ZM224 197H225V196H224ZM231 197H232V196H231ZM245 197H246V198H245ZM110 198H111V197H110ZM130 198H131V197H130ZM136 198H137V197H136ZM136 198L133 197V198H131V199H135V200H137ZM140 198H141V197H140ZM147 198H148V197H147ZM233 198H234V196H233ZM131 199H130V201H131ZM145 199H146V198H145ZM174 199H175V197H174ZM227 199H228V198H227ZM257 199H258V201H257ZM53 200H54V199H53ZM105 200H107V199H105ZM142 200H144V199H142ZM177 200H178V199H177ZM223 200H224V199H223ZM255 200H256V201H255ZM107 201H108V200H107ZM119 201H120V200H119ZM119 201H118V202H119ZM122 201H123V200H122ZM174 201H176V200H174ZM22 202H23V201H22ZM37 202H38V201H37ZM50 202H51V201H50ZM53 202H54V201H53ZM113 202H114V201H113ZM148 202H149V201H148ZM223 202H224V201H223ZM38 203H40V202H38ZM56 203H54V204H56ZM100 203H101V202H100ZM139 203H140V202H139ZM141 203H142V202H141ZM224 203H225V202H224ZM42 204H43V203H42ZM47 204H48V203H47ZM58 204H57V205H58ZM142 204H143V203H142ZM145 204H146V203H145ZM176 204H177V203H176ZM230 204H231V203H230ZM244 204H245V205H244ZM96 205H97V204H96ZM112 205H113V204H112ZM121 205H122V204H121ZM131 205H132V204H131ZM134 205H135V204H134ZM148 205H150V204H148ZM148 205H147V206H148ZM153 205H154V204H153ZM158 205H159V204H158ZM164 205H165V204H164ZM199 205H198V206H199ZM217 205H218L217 208H218L219 206H220L219 208H221V207H222L221 201H220V205H219V204H217ZM235 205H236V203H235ZM237 205H238V204H237ZM41 206H42V205H41ZM44 206H45V205H44ZM46 206H47V205H46ZM49 206H50V205H49ZM101 206H102V205H101ZM124 206H125V204H124ZM126 206H127V205H126ZM140 206H141V205H140ZM162 206H163V205H162ZM167 206H168V205H167ZM169 206H171V205L169 204ZM177 206H178V205H177ZM47 207H48V206H47ZM97 207H98V206H97ZM122 207H123V206H122ZM138 207H139V206H138ZM141 207H142L141 209H143V210H144V208L146 209V206H143V205H142ZM178 207H181V206H178ZM178 207H175V208H176L175 211H177V208H178ZM228 207H229V206H228ZM50 208H51V207H50ZM112 208H113V207H112ZM135 208H136V207H135ZM196 208H197V207H196ZM196 208H195V209H196ZM219 208H218V211L222 213L223 211L219 210ZM226 208H227V207H226ZM263 208H264V207H263ZM39 209H40V208H39ZM62 209L59 208L58 211L60 210V212H58V213L62 214ZM90 209H91V208H90ZM122 209H123V208H122ZM126 209H127V208H126ZM129 209H130V208H129ZM141 209H140V210H141ZM157 209H158V208H157ZM161 209H162V208H161ZM161 209H160V210H161ZM178 209H179V208H178ZM221 209H222V208H221ZM223 209H224V206H223ZM230 209H231V208H230ZM230 209H229V211H230ZM32 210H33V209H32ZM123 210H124V209H123ZM137 210H138V208H137ZM140 210H138V212H139ZM154 210H155V209H154ZM160 210H158L159 213H160ZM180 210H181V209H179V211H180ZM192 210H193V209H192ZM192 210H191V211H192ZM208 210H207V212H208ZM212 210L214 211V209H212ZM65 211H66V209H65ZM128 211H129V210H128ZM131 211H132V210H131ZM150 211H152V210H150ZM167 211H168V210H167ZM199 211H200V210H199ZM210 211H211V210H210ZM210 211H209V212H210ZM218 211H217V209H216V211H214V213H215V212H218ZM224 211H226V210L224 209ZM233 211H234V209H233ZM55 212H56V209H55ZM89 212H90V211H89ZM114 212H115V211H114ZM140 212H141V211H140ZM165 212H166V211H165ZM168 212H169V211H168ZM168 212H167V214H168ZM64 213H65V212H64ZM66 213H67V212H66ZM66 213L64 214V217L68 218L67 216H65ZM79 213H80V212H79ZM87 213H88V212H87ZM96 213H97V212H96ZM145 213H146V212H145ZM151 213H152V212H151ZM153 213L156 214V212H153ZM153 213H152V214H153ZM162 213H163V212H162ZM179 213H180V212H178V217H179ZM183 213H184V212H183ZM131 214H132V213H131ZM133 214H134V213H133ZM155 214H154V215H155ZM172 214H173V213H172ZM176 214H177V213H176ZM185 214H186V212H185ZM194 214H195V213H194ZM215 214H216V213H215ZM222 214H223V213H222ZM226 214H228V213H226ZM235 214H234V217L236 218L237 215L235 216ZM242 214H243V215H242ZM67 215H69V213H67ZM135 215H136V214H135ZM137 215H138V214H137ZM137 215H136V216H137ZM156 215L159 216V214H156ZM163 215H164V213H163ZM186 215H187V214H186ZM192 215H193V213H192ZM200 215H201V214H200ZM203 215H204V214H203ZM229 215H231V213H230ZM61 216H62V215H61ZM118 216H119V215H118ZM126 216H127V215H126ZM149 216H150V215H149ZM174 216H175V215H174ZM204 216H205V215H204ZM215 216H217V215H215ZM221 216H223V215H221ZM232 216H233V215H232ZM69 217H70V216H69ZM115 217H116V216H115ZM130 217L133 218L132 216H130ZM130 217H129V218H130ZM189 217H190V216H189ZM197 217H198V216H197ZM223 217H224V216H223ZM66 218H64V219H66ZM118 218H119V217H118ZM122 218H123V217H122ZM135 218H136V217H135ZM135 218H134V219H135ZM158 218H159V217H158ZM158 218H157V219H158ZM171 218H173V216H172ZM179 218H183V216H181V217H179ZM190 218L193 219L192 217H190ZM190 218H189L188 220H190ZM195 218H196V217H195ZM195 218H194V219H195ZM214 218H215V217H214ZM7 219H8V218H7ZM60 219H61V218H60ZM98 219H99V218H98ZM119 219H120V218H119ZM136 219H137V218H136ZM167 219H168V218H167ZM174 219H175V218H173V221H174ZM176 219H177V218H176ZM186 219H187V218H186ZM194 219H193V220H194ZM221 219H223V218H221ZM221 219H220V220H221ZM20 220H21V219H20ZM57 220H58V219H57ZM67 220H68V219H67ZM69 220H70V219H69ZM142 220H143V219H142ZM142 220H141V221H142ZM146 220H147V219H145V221H146ZM159 220H160V218H159ZM170 220H171V219H170ZM179 220H180V219H179ZM182 220H183V219H181V221H182ZM184 220H185V219H184ZM233 220H234V219H232L231 221H233ZM79 221H80V220H79ZM81 221H82V220H81ZM92 221H93V218H92ZM132 221H133V219H132ZM139 221H140V220H139ZM176 221H178V219H177ZM185 221H186V220H185ZM194 221H195V220H194ZM226 221H227V220H226ZM226 221H225V222H226ZM229 221H230V220H229ZM231 221H230V222H231ZM54 222H55V221H54ZM68 222H70V221H68ZM122 222H123V220H122ZM122 222H121V223H122ZM126 222H129V221H128V217H127ZM171 222H172V221H171ZM178 222H180V221H178ZM187 222H188V221H187ZM233 222H234V221H233ZM233 222H232V223H233ZM56 223H57V222H56ZM70 223H71V222H70ZM135 223H136V222H135ZM140 223H142V222H140ZM176 223H177V222H175V223H173V224L176 225V229L180 228L179 231L182 229V226L185 225V224H184V225H182L181 227H177V224H176ZM54 224H55V223H54ZM72 224H73V223H72ZM170 224H172V223H170ZM178 224H179V223H178ZM234 224H235V223H234ZM77 225H79V223H78ZM158 225H159V224H158ZM190 225H191V224H190ZM216 225H217V224H216ZM231 225H232V224H230V226H231ZM53 226H54V225H53ZM81 226H82V225H81ZM137 226H138V225H137ZM144 226H145V225H144ZM179 226H180V225H179ZM192 226H193V225H192ZM224 226H225V225H224ZM54 227H55V226H54ZM72 227H73V225H72ZM72 227H71V228H72ZM74 227H75V224H74ZM174 227H175V226H174ZM174 227H172V228H174ZM194 227H195V226H194ZM216 227H217V226H216ZM62 228H63V227H62ZM121 228H122V227H121ZM146 228H147V227H146ZM186 228H187V227H186ZM186 228H185V229H186ZM231 228L233 229L232 231H233V233H234V230H235L234 225H233V227H231ZM22 229H23V228H22ZM75 229H76V228H75ZM109 229H111V228H109ZM114 229H115V228H114ZM174 229H175V228H174ZM185 229H184V230H185ZM188 229H191V228H188ZM194 229L196 230V228H194ZM10 230H11V229H10ZM23 230H24V229H23ZM95 230H96V229H95ZM95 230H94V231H95ZM112 230H113V229H112ZM143 230H144V229H143ZM161 230H162V229H161ZM161 230H160V231H161ZM170 230H171V229H170ZM184 230L182 229L181 233H182V232L184 233L187 229H186L185 231H184ZM195 230H193V229H192V231L190 230V231L192 232L191 235H188L187 232H185L188 236L186 237V236H185L186 234H185V235H184V238H188L189 236L191 237V240H193V237L196 238V239L199 238L198 236H200V235L196 232L197 230H196V231H195ZM220 230H221V229H220ZM220 230H219V231H220ZM230 230H231V229H230ZM21 231H22V230H21ZM83 231H84V229H83ZM87 231H88V229H87ZM94 231H93V232H94ZM100 231H101V230H100ZM103 231H105V230H103ZM117 231H118V230H117ZM172 231H173V230H172ZM176 231H177V230H176ZM176 231H175V232H176ZM80 232H81V231H80ZM96 232H97V231H96ZM152 232H153V231H152ZM228 232L230 233V231H228ZM236 232H237V231H236ZM83 233H84V232H83ZM94 233H95V232H94ZM113 233H117V232L114 231ZM118 233H120V231H119ZM176 233H178V231H177ZM183 233H182V234H183ZM229 233H228V234H229ZM96 234H98V233H96ZM103 234H104V233H103ZM173 234H174V232H173ZM182 234H180V235H182ZM196 234L198 235L197 237H195ZM220 234H221V233H220ZM82 235H85V234H82ZM82 235L79 236V237L81 238ZM114 235H115V234H114ZM127 235H128V234H127ZM127 235H126V236H127ZM141 235H142V234H141ZM174 235H175V234H174ZM176 235H177V234H176ZM180 235H179V236H180ZM6 236H7V235H6ZM41 236H42V235H41ZM47 236H48V235H47ZM47 236H46V237H47ZM97 236H99V234H98ZM109 236H110V235H109ZM129 236H130V235H129ZM153 236H154V235H153ZM179 236H177V237L180 238ZM223 236H224V233H223ZM9 237H10V236H9ZM42 237H43V236H42ZM86 237H87V235H86ZM86 237H85V238H86ZM106 237H107V236H106ZM123 237H124V236H123ZM175 237H176V236H175ZM190 237H189V239H190ZM226 237H227V236H225L224 239H225ZM29 238H30V237H29ZM91 238L93 239L94 237L92 236ZM121 238H122V236H121ZM49 239H50V238H49ZM101 239H103V238H101ZM108 239H109V237H108ZM117 239H118V237H117ZM189 239H185L183 243H186L187 241H189ZM196 239H194V240H196ZM47 240H48V239H47ZM89 240H91V239L89 238ZM122 240H123V239H122ZM226 240H227V243H229V242H228L229 239H226ZM79 241H80V240H79ZM82 241H83V240H82ZM85 241H86V240H85ZM98 241H99V240H98ZM115 241H116V240H115ZM181 241H182V239H181ZM185 241H186V242H185ZM13 242H14V240H13ZM83 242H84V241H83ZM83 242H82V243H83ZM189 242H190V241H189ZM189 242L186 243L187 246H188V243H189ZM192 242H194V244H195V243L197 244V245L195 246V248H197V246H198V244H199L198 240H196V242H195V241H192ZM224 242H225V241H224ZM80 243H81V242H80ZM99 243H100V242H99ZM101 243H102V242H101ZM176 243H177V242H176ZM178 243H180V242H178ZM190 243H191V242H190ZM8 244H9V243H8ZM95 244H96V243H95ZM111 244H112V243H111ZM186 244H185V245H186ZM192 244H193V243H192ZM224 244H225V243H224ZM89 245H90V243H89ZM189 245H190V244H189ZM0 246H1V245H0ZM10 246H11V245H10ZM94 246H95V245H94ZM94 246H93V247H94ZM97 246H98V245H97ZM178 246H179V245H178ZM192 246H193V245H192ZM204 246H205V245L203 244V249H202V245H201V243H200L199 246H198V251H197V249H195V250H193V251L199 253V252H200L199 250H201V251L204 250V251L206 252L207 250H205L206 248H205ZM99 247H100V246H99ZM120 247H122V246H120ZM226 247H227V245H226ZM230 247H231V245H230ZM8 248H9V246H8ZM180 248H181V247H180ZM204 248H205V249H204ZM107 249H108V248H107ZM118 249H119V248H118ZM192 249H194V247H192ZM230 249H232V248H230ZM230 249H229V247H228V248H225L224 250L222 249V250H223L222 252H221V250L219 249L220 252H219V250H218L219 253L217 254V256H219L218 259L220 260V258H223V260H225V261H223L222 259H221V260L223 261L224 264H226L229 260H230L231 262L229 261L227 264H229V263H230V264H231V263H232V264H236L237 262H238L239 264H241V262H242V257H240V256H241L240 254H241L242 252L237 254V253H234L233 250L231 251ZM263 249H264V248H262V252H264ZM115 250H116V249H115ZM176 250H178V248H176ZM185 250H186V249H185ZM185 250H184V251H185ZM187 250H188V249H187ZM215 250H216V249H215ZM257 250H258V249H257ZM95 251H98V250H95ZM109 251H110V250H109ZM116 251H119V250H116ZM122 251H123V250H122ZM193 251H192V253H193V254H196V253H194ZM255 251H256V250H255ZM255 251H253V252H255ZM180 252L183 253L181 250H180ZM210 252H211V250H210ZM212 252H213V251H212ZM212 252H211V256H210V257H214V258H215V256H214V253H215V252H213V254H212ZM216 252H217V251H216ZM251 252H252V251L250 250V251L248 252V254H247V252L244 253L245 255H248V256H250V254H251V257H249V259L245 258V255L242 254V255L244 256V257H243V260H244V261H243L242 264H262L261 261H263V263H264V257H263V259L260 258L261 255L259 256V252H257L258 254L256 253V254L258 255V257L256 256V258L252 257V256H254V255H252L253 252H252V253H251ZM186 253H187V251H186ZM188 253H191V251L188 252ZM188 253H187V254H188ZM192 253H191V254H192ZM249 253H250V254H249ZM109 254H110V253H109ZM175 254H176V252H175ZM178 254H179V253H178ZM201 254H202V252H200V255H201ZM203 254H204V253H203ZM203 254H202V255H203ZM205 254H206V253H205ZM235 254H237V255H235ZM256 254H255V255H256ZM106 255H107V254H106ZM120 255H121V254H120ZM179 255H180V254H179ZM182 255H183V254H182ZM197 255H198V254H196L195 257H194V255H193V256L190 255V257H192L191 259H190V257H189V259L185 257V259H187V262L185 261V259H179L180 257H178V258H176V259L179 260L178 263H180V264H200L201 261H199L198 259H200V260H204V259H203V258H204V255L201 256V257H200V256H197ZM209 255H210V254H209ZM263 255H264V253H263ZM185 256H186V254H185ZM188 256H189V255H187V257H188ZM207 256H208V255H207ZM207 256H205V257H207ZM217 256H216V257H217ZM234 256H235V257H234ZM99 257H100V256H99ZM106 257H108V256H106ZM176 257H177V256H176ZM232 257H234V258H232ZM1 258H2V257H1ZM115 258H116V257H115ZM182 258H184V257H182ZM201 258H202V259H201ZM214 258H213V259H214ZM225 258H226L227 260H226ZM236 258H238V260H237ZM92 259H93V258H92ZM208 259H209V258H208ZM216 259H217V258H216ZM231 259H232V260H231ZM233 259H234V260H233ZM3 260H5V259L3 258ZM103 260H104V259H103ZM105 260H107V259H105ZM122 260H123V259H122ZM214 260H215V259H214ZM247 260H248L249 262H248ZM5 261H6V260H5ZM210 261H213V260H210ZM215 261H216V260H215ZM222 261H219V264H223V263H220V262H222ZM233 261H234V262H233ZM254 261H255V262H254ZM97 262H98V261H97ZM119 262H120V261H119ZM185 262H186V263H185ZM256 262H258V263H256ZM204 263H205V262H204ZM238 263H237V264H238ZM202 264H203V263H202ZM208 264H209V263H208ZM210 264H218V262H217V263H216V262H211Z\"/></svg>",
    "mask_w": 264,
    "mask_h": 264
}]
</instances>
